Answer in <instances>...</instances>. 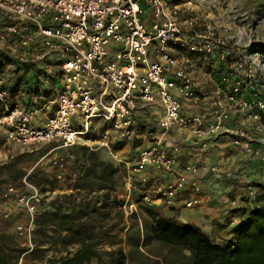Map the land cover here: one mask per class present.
Segmentation results:
<instances>
[{
  "label": "built area",
  "instance_id": "2783aa9c",
  "mask_svg": "<svg viewBox=\"0 0 264 264\" xmlns=\"http://www.w3.org/2000/svg\"><path fill=\"white\" fill-rule=\"evenodd\" d=\"M182 1L0 0V124L10 138L24 145H51L54 166L65 164L59 150L81 144L107 147L114 162L127 169L120 207L128 214L141 204H173L186 190L194 193L184 199L186 207L201 203L203 162L181 164L184 146L169 135L192 128L207 138L206 144L208 137H218L231 120L241 117L242 124L233 130L234 142L260 154L263 150L253 148L252 140L256 131L264 129V97L252 86H257L254 77L264 73V63L248 50L239 51L235 59L229 38L215 31L226 27L225 22L219 19L201 29L196 0ZM53 55H59L56 70L39 64ZM19 58L38 63L37 68L52 77L56 95L51 101L57 108L42 124L34 120L38 108L27 104L21 90L23 76L33 67L20 66ZM213 60L221 66L207 70L205 65ZM201 72L206 75L205 85L197 81ZM199 86H215L212 102L217 109L208 110L207 124L203 114L195 112L203 91ZM157 103L164 113L158 133L147 139L149 144L137 143L133 158L123 148H113L111 130L120 141L135 144L141 138L139 109ZM102 124L106 131L93 140L91 132ZM147 167L153 172L150 177ZM70 175L74 180L78 172ZM24 182L28 191L11 184L5 192V199L15 204L5 210V217L18 211L25 215L16 228L23 245L20 264L36 250L39 217L53 210L56 199L28 175ZM247 189L257 204L261 190L251 183Z\"/></svg>",
  "mask_w": 264,
  "mask_h": 264
},
{
  "label": "rangeland",
  "instance_id": "374dc122",
  "mask_svg": "<svg viewBox=\"0 0 264 264\" xmlns=\"http://www.w3.org/2000/svg\"><path fill=\"white\" fill-rule=\"evenodd\" d=\"M194 10L199 14L201 29L210 25L214 26L215 21L219 19L225 22L226 27H216L215 31L229 38V49L235 59L238 58L239 51L248 50L259 56L264 63V0H196ZM2 51L3 47H0V54ZM17 58L14 53V59ZM58 58L59 55H53L40 60L39 64L41 66L49 64L56 70L60 65ZM18 63H21L20 66H25V63L31 64L32 61L19 58ZM34 64L33 70H29L23 76L21 85L27 86L26 93H33V96L26 97L27 104L36 106L38 109L43 107L44 113L49 117L57 108V104L51 101L56 95L51 83L52 77L46 69L37 68L38 63ZM1 65L0 55V68ZM255 78L258 80L253 82L257 86L252 87L260 89L264 97V73L259 72ZM252 93L254 94V91L251 90ZM212 97L211 90L209 93L203 90L199 96L198 107L203 114L205 124L211 120L208 110L210 112L217 109V105H214L203 112L206 103L208 101L212 103ZM33 98L38 99L35 101ZM106 129L107 126L102 124L99 129L92 131L93 140L99 137V132L104 133ZM154 131L155 120L140 128L141 133L152 134ZM4 133L8 134V131L0 124V136ZM110 133L113 148H122L126 145V141L119 140L115 130H111ZM143 141V138L136 139V143ZM0 147L9 153L12 150L14 152L6 161L0 162V166L17 165L15 174H19L17 175L19 178L22 177L19 182L4 180L0 183V205L6 200L5 192L11 184L23 191H28L23 180V177L27 175L33 183L50 191L56 197L53 210L44 212L39 217L36 250L25 258L24 264H56L55 260L63 256H72L83 248H89L95 252V256L85 264H115L120 250L128 254V264H190V251L165 243L153 236L151 227L154 218L149 212L150 206L141 204L132 214H128L124 208L120 207L124 201L122 193L127 169L123 164H118V167L113 165L114 160L107 147H98L95 144L94 147H90L81 144L70 150H59L65 156L64 166H54L51 161H48L52 156L51 153L45 159L48 170L40 166L34 169V165L41 154L51 148L49 144H40L37 150L34 145L29 147L15 140L7 143L0 139ZM73 171L78 172V177L74 180L70 175ZM60 173L64 174L62 178L59 177ZM255 186L258 188L256 184ZM261 195L264 197V193ZM250 199L252 197L249 195L247 200L250 201ZM155 209L184 222L197 224L181 218L182 208L170 213L160 207ZM196 209V207H188L182 217H190L192 220ZM2 217H5V210L2 211ZM5 218L9 219L10 227H6L4 223L1 225V252L5 255L7 264H20L23 245L16 235V228L19 222L25 219V215L17 212ZM236 234L219 241L234 239ZM209 235L213 240L218 241L214 233ZM0 261L4 262L2 257ZM0 264L3 263L0 262Z\"/></svg>",
  "mask_w": 264,
  "mask_h": 264
},
{
  "label": "crops",
  "instance_id": "0c3cea01",
  "mask_svg": "<svg viewBox=\"0 0 264 264\" xmlns=\"http://www.w3.org/2000/svg\"><path fill=\"white\" fill-rule=\"evenodd\" d=\"M220 66L221 64L219 61L213 60V62L205 65V68L210 70L213 68H219ZM206 80L205 73L201 72L197 75L199 85H205ZM199 87L204 91L207 90L208 93L211 90L213 96H215V86ZM21 90L24 92L25 97L33 96V93H26L27 86H21ZM33 99L37 101L38 98ZM212 103L207 102L204 106L203 112H205L207 108L213 107L214 104ZM198 110L199 107L196 106L195 112H198ZM163 113L164 109L160 103L144 105L139 109V116L141 117L142 125H145L146 123L149 124V122H154L155 120V131L152 132V134L148 132L141 133V127L137 130L141 138L144 139L143 143L145 145L149 144L147 139H151L158 133V120ZM35 115L36 117L34 120L38 124H42L48 119V116L44 113L43 107L37 109ZM242 121L243 119L241 117L231 120L227 125V131L213 139L208 137V143L206 144H204L203 141L207 138L199 136L192 128L183 131L176 129L169 135V137L178 140L184 146L180 153L181 164L199 159L203 162V168L199 172V177L204 184L201 192L202 202L194 206L197 209L194 211L192 220L190 217H182L183 212L188 208L184 204V199L190 198L194 195L190 190L184 191L176 198L173 204L169 205L164 203L158 207L163 208L168 213L175 209L182 208L180 214L183 220L197 223L209 234L214 233L217 236L218 241L225 237L234 236L237 230L241 227L240 223L247 219L249 209L255 205L253 199H250V201L247 200L250 195H248L247 184L251 183L254 186L256 184L262 194L264 193V129L258 130L254 133L255 136L252 140L253 148H261V150H263L260 154H255L253 150H248L234 142L235 135L233 130L235 126L241 125ZM247 124L252 125L254 123L248 121ZM0 139L7 143L14 142V140L8 137V134L6 133L0 136ZM40 144L43 145L45 143L28 144L25 146L31 147L34 145L36 149L39 150ZM137 145V143H127L122 147L124 154L133 158L137 153ZM50 150L51 148L41 154L35 162L34 169L40 166L42 169L48 170V163H45V159L51 154ZM13 153V150L9 153L0 147V162L6 161L9 158V155ZM48 161H50V158ZM17 169V165L0 166V183L4 180L5 182L21 181L22 177L19 178L17 177L19 174H15ZM152 174L151 167H147L146 175L150 177ZM25 177H23V180ZM2 205H0V224L2 225L4 223L6 227H10L9 219L2 217V211L10 207L14 208L15 204L14 202L4 200ZM243 209H245V211H242ZM19 213L20 212L18 211V214Z\"/></svg>",
  "mask_w": 264,
  "mask_h": 264
},
{
  "label": "trees",
  "instance_id": "16d2710c",
  "mask_svg": "<svg viewBox=\"0 0 264 264\" xmlns=\"http://www.w3.org/2000/svg\"><path fill=\"white\" fill-rule=\"evenodd\" d=\"M34 65V62L25 63L26 68ZM112 163L118 167V164ZM55 201L56 199L52 204ZM148 208L154 218L151 227L153 236L165 243L190 251V264H264V197L262 195L259 197L258 203L249 209L248 217L241 223L236 237L225 242L213 240L209 233L197 224L162 214L155 209L156 206ZM1 231L0 224V235ZM94 256L95 252L92 249L83 248L72 256H63L55 260L54 263L85 264ZM1 257L4 262H0L7 264L6 257L2 254L0 247ZM127 261L128 254L124 250H120L115 264H128Z\"/></svg>",
  "mask_w": 264,
  "mask_h": 264
}]
</instances>
